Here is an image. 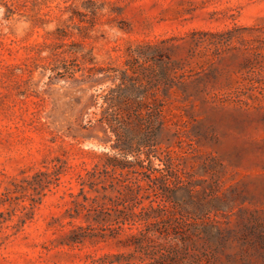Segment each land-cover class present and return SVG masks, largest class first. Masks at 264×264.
<instances>
[{"label":"rangeland","instance_id":"1","mask_svg":"<svg viewBox=\"0 0 264 264\" xmlns=\"http://www.w3.org/2000/svg\"><path fill=\"white\" fill-rule=\"evenodd\" d=\"M130 65L161 79L166 171L123 245L125 203L78 177ZM0 264H264V0H0Z\"/></svg>","mask_w":264,"mask_h":264},{"label":"trees","instance_id":"2","mask_svg":"<svg viewBox=\"0 0 264 264\" xmlns=\"http://www.w3.org/2000/svg\"><path fill=\"white\" fill-rule=\"evenodd\" d=\"M132 67L130 65L119 70L112 77L117 82L102 95L100 116L97 119L113 135L111 148L115 150V155L107 157L100 169L93 168L86 177H78L80 191L85 186L92 188L108 181L104 188L111 187L117 191L112 201L125 203L123 220L111 227L115 231L136 229V232L127 233L120 241L123 245L140 243L146 236L148 229L144 226L147 223V207L141 206L138 210L135 207L149 198L142 191L153 189L156 180L164 178L166 171V166H153L151 157L156 156L158 150L157 136L162 129L163 119L162 105L149 90L157 87L161 79L155 80L153 84L150 81L143 83L133 75L135 71ZM131 153L145 157L127 159L125 156ZM142 181L146 182L147 187ZM152 202L160 204L155 198H150Z\"/></svg>","mask_w":264,"mask_h":264}]
</instances>
